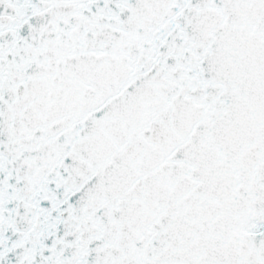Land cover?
Masks as SVG:
<instances>
[{"label": "snow or ice", "instance_id": "6c2138e0", "mask_svg": "<svg viewBox=\"0 0 264 264\" xmlns=\"http://www.w3.org/2000/svg\"><path fill=\"white\" fill-rule=\"evenodd\" d=\"M0 264H264V0H0Z\"/></svg>", "mask_w": 264, "mask_h": 264}]
</instances>
